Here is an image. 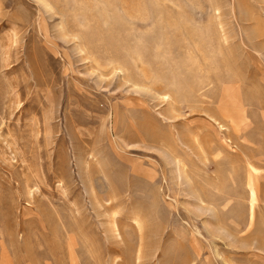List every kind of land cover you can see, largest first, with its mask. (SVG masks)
Returning a JSON list of instances; mask_svg holds the SVG:
<instances>
[{
  "label": "rangeland",
  "instance_id": "obj_1",
  "mask_svg": "<svg viewBox=\"0 0 264 264\" xmlns=\"http://www.w3.org/2000/svg\"><path fill=\"white\" fill-rule=\"evenodd\" d=\"M0 264H264V0H0Z\"/></svg>",
  "mask_w": 264,
  "mask_h": 264
},
{
  "label": "bare ground",
  "instance_id": "obj_2",
  "mask_svg": "<svg viewBox=\"0 0 264 264\" xmlns=\"http://www.w3.org/2000/svg\"><path fill=\"white\" fill-rule=\"evenodd\" d=\"M252 170V169H251ZM249 185H250V188H251V206L253 205L254 203V200L256 198V195H255V188L253 187L254 186V180L252 179H249ZM253 218H254V215H253V208H251V214H250V217H249V226L252 224V221H253ZM248 226V227H249Z\"/></svg>",
  "mask_w": 264,
  "mask_h": 264
}]
</instances>
